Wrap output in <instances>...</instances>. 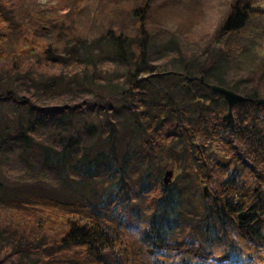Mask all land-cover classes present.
Listing matches in <instances>:
<instances>
[{
  "label": "trees",
  "instance_id": "16d2710c",
  "mask_svg": "<svg viewBox=\"0 0 264 264\" xmlns=\"http://www.w3.org/2000/svg\"><path fill=\"white\" fill-rule=\"evenodd\" d=\"M138 8L131 12L129 32L106 30L91 39L72 35L57 53L32 30L35 21L18 23L14 10L0 0V106L20 114L0 120V147L19 148L48 170L69 169L87 180L105 174L109 182L98 200L84 190L80 196L37 186L36 194L26 196L23 186L15 188L33 207L31 218L17 213L21 219L10 223L7 217L5 225L21 231L13 242L23 239L28 245L40 234H22L30 219L35 229L62 228L58 244L80 250L81 264H260L264 105L256 100L264 99V0H230L212 30L192 42L147 30V1ZM25 29L15 47L3 49L8 32ZM219 64L234 70L226 82ZM207 84L244 100L228 115ZM198 98L210 104L195 109L188 101ZM176 142L182 145L177 177L193 176L186 187L162 184L178 159ZM211 146L228 161L219 163ZM156 156L165 162L155 165ZM124 167L139 181L132 193L123 192ZM148 182L153 189L142 195ZM200 184L209 191L206 199L195 187ZM135 192L143 218L135 209ZM118 201L130 205L115 215ZM28 208L23 206L24 212ZM243 212L239 227L236 216ZM128 229L138 234L136 248L120 243Z\"/></svg>",
  "mask_w": 264,
  "mask_h": 264
},
{
  "label": "rangeland",
  "instance_id": "374dc122",
  "mask_svg": "<svg viewBox=\"0 0 264 264\" xmlns=\"http://www.w3.org/2000/svg\"><path fill=\"white\" fill-rule=\"evenodd\" d=\"M76 1H78L77 4H75ZM144 1H147L148 5L144 23V27L147 30L152 32L165 30L167 33L186 37L192 42L193 37L199 38L212 30L230 0H4L6 5L14 10L18 23L27 24L28 21H35V29L32 27V30L48 46L54 48L57 53L62 52L64 43L72 35L91 39L106 30H111L115 33L129 32L133 23L131 12L138 10V7ZM36 14L46 17L49 21L42 22L39 16L36 17ZM136 14L140 15L141 13L138 12ZM25 28L27 29V27ZM39 28L42 29L40 30ZM26 29L22 32H8L7 38L2 45L3 49L7 50L15 47L19 37L26 34ZM161 61L157 60L156 63H164ZM164 65L171 66L172 64L166 62ZM222 67H224L223 64H219V71ZM232 69L227 67L221 70L224 73L225 82L232 77L230 73L234 72ZM199 77H197L198 81ZM201 83H203V77ZM169 87L170 89L172 88L171 86ZM197 100L199 104L194 107L193 103ZM188 103L195 109H203L210 104L209 101L201 100V98L191 99ZM219 103V108L224 110V105L221 102ZM15 112L17 111L12 110L9 106H0V120L9 121L20 115ZM39 143H42L41 139ZM175 148L179 159L182 145L176 142ZM209 149L213 152H218L215 147L211 146ZM156 157L155 159L158 160L155 165L157 164L158 166V164L165 162L164 159L160 160L158 156ZM218 157L220 156L218 155ZM240 157L243 158L242 155ZM141 163L145 164L146 162L141 161ZM58 170L53 171L42 167L34 160L33 155L31 158L27 155H22L19 148L0 147V264H81L83 254L80 250L75 248L64 250L58 244V240L63 233L62 228L42 225V229H35V227L29 225L31 223L29 219L28 223L24 225L25 232L22 231V234H31V231H38L40 234L35 239L29 238L28 245H25L23 239V243L17 245L13 241L20 235L21 231L14 228L10 229L5 225V223L9 224L7 222V217L9 216L12 219L10 223H15L18 219H21L17 216V213L29 214L31 218L33 202L25 200L29 198L23 195L18 196L14 193V189L21 186L27 190L26 196L32 193L36 194L35 188L37 186L61 187L63 191L68 190L80 196H82L81 193L84 190L89 192V196L97 200L102 193L106 192L102 191L101 187L109 183L107 181L108 176L105 174L94 176L93 179L87 180L79 172L75 174L73 171L66 169L61 173L60 169ZM171 171L173 174L169 180L172 183L181 187L192 184L193 176L191 179L180 178L177 177L178 173L176 174L175 170ZM122 177L125 179L123 192L132 193V190L139 183L136 174H132L128 168L124 167ZM149 177L152 178L151 175ZM182 180L186 181L178 184ZM144 184L143 189L141 187L142 195L150 193L153 189L152 183ZM195 187L201 189V184L200 187L197 185ZM134 195H136L134 197L135 204L138 205L135 208L137 209L138 217L143 218L144 207L140 201L139 192H135ZM208 197L209 195L206 198ZM16 200L21 201L23 206H29L26 212ZM125 204L126 202L121 201L115 203V215L126 210L125 207L130 205ZM132 224L135 225L136 220ZM125 242L132 247H138V234L133 230H126L120 243L123 245ZM261 248L264 250V245ZM133 251L138 255L136 258L141 257L142 260L147 262L148 258L141 253L140 249H133ZM75 252L80 253V256L76 255ZM260 264H264V262Z\"/></svg>",
  "mask_w": 264,
  "mask_h": 264
},
{
  "label": "water",
  "instance_id": "95a60500",
  "mask_svg": "<svg viewBox=\"0 0 264 264\" xmlns=\"http://www.w3.org/2000/svg\"><path fill=\"white\" fill-rule=\"evenodd\" d=\"M199 81H202V76L199 77ZM207 88L210 90L211 93L218 95L221 97V99L223 100V102L226 105V112L228 115L231 114V110L234 106H236L238 103H240L241 101L244 100V97L221 86L215 85V84H208ZM257 104H262L264 105V99H260V100H256ZM199 104V101H195L193 103V106L195 107L196 105ZM217 161L221 164L226 163L228 160L223 158V157H217ZM172 176V171L171 170H166L163 174V178H162V184L163 185H167L170 180L169 178ZM201 193L203 195L204 198H206L209 195V191L207 190V187L205 185L201 186ZM246 215L245 212L243 213H239L236 216V220H237V225L239 227H242V220L244 218V216Z\"/></svg>",
  "mask_w": 264,
  "mask_h": 264
},
{
  "label": "flooded vegetation",
  "instance_id": "af4514ba",
  "mask_svg": "<svg viewBox=\"0 0 264 264\" xmlns=\"http://www.w3.org/2000/svg\"><path fill=\"white\" fill-rule=\"evenodd\" d=\"M211 152H212V156H213L214 158H217L218 155H220L219 152H217L218 154L215 153V152H213V151H211ZM178 160H179V159H177V160L174 162V164H172V162H171V166H169L166 170H174V169H176V168L179 166ZM172 174H173V173H172Z\"/></svg>",
  "mask_w": 264,
  "mask_h": 264
}]
</instances>
